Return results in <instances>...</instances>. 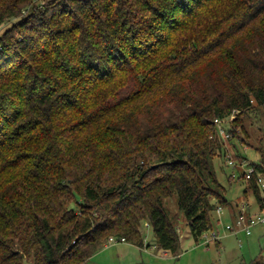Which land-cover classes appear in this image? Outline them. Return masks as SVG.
<instances>
[{"label":"trees","instance_id":"16d2710c","mask_svg":"<svg viewBox=\"0 0 264 264\" xmlns=\"http://www.w3.org/2000/svg\"><path fill=\"white\" fill-rule=\"evenodd\" d=\"M19 16L0 34V264H85L145 225L177 254L174 192L210 230L230 205L214 119L242 139L264 105V0H0V28Z\"/></svg>","mask_w":264,"mask_h":264},{"label":"rangeland","instance_id":"374dc122","mask_svg":"<svg viewBox=\"0 0 264 264\" xmlns=\"http://www.w3.org/2000/svg\"><path fill=\"white\" fill-rule=\"evenodd\" d=\"M49 1L52 0H34L39 7ZM20 19V16L9 19L10 21L0 28V34L5 27ZM228 125L231 123L229 122ZM243 125V138L237 136L232 138L230 141L233 149L225 151L223 155L214 159L218 179L226 188L225 196L230 201V205L223 206L221 212L218 209L212 212L213 227L209 231L198 240L195 239L187 225L184 212L178 206L177 192H174L165 198L164 202L180 235L181 249L177 254L157 247L152 226L145 225L143 246L128 241L108 240V244L97 250L85 264H242L250 263L255 258L264 260V223L254 224L250 234L243 231L238 235L232 234L226 228V225L236 218L231 216V212L237 215L242 210L255 213L261 212L263 208V204L258 201L252 190L249 193L244 191L247 181L241 176L243 171L228 165L227 154L232 153L241 161L244 158L237 153H243L248 160L246 167L261 162L264 158V105L252 115L244 116ZM224 146L226 149L225 144ZM232 172L237 176L232 177ZM213 231L231 234L220 237L221 244H219L217 239L212 238ZM239 238H242V245L239 243ZM207 239L209 242L206 241ZM25 264H32V261H26Z\"/></svg>","mask_w":264,"mask_h":264},{"label":"built area","instance_id":"2783aa9c","mask_svg":"<svg viewBox=\"0 0 264 264\" xmlns=\"http://www.w3.org/2000/svg\"><path fill=\"white\" fill-rule=\"evenodd\" d=\"M235 117V113H233L230 116L227 117H217L214 119V122L216 123L219 132L222 135V138L225 142L226 148L228 151L233 149L231 143H230V132L228 131V123ZM227 161L228 165H231L233 168H238L243 171L242 175L244 176L245 180L247 181L255 174V181L257 184L264 190V170L263 169H256L257 167L252 163L248 167V160L246 158L242 159L241 161L238 160L237 156L235 157L234 154L229 153L227 154ZM233 177H236L237 174L235 172L231 173ZM218 211L222 210V207L219 206ZM221 221V219H220ZM256 223H264V206L262 208L261 212H247L245 210H242L238 213L236 218L232 223H228L226 225V228L232 233V234H239L240 232H245L246 234H250L252 232V226ZM209 231V230H207ZM206 232V231H205ZM204 232V233H205ZM202 233V235L204 234ZM201 235V236H202ZM212 238L219 240L220 233L216 231L212 232ZM121 240H125L124 238H121ZM109 241H117V239L113 236L109 237ZM209 242V239L206 240ZM239 243L242 245V238H239Z\"/></svg>","mask_w":264,"mask_h":264},{"label":"crops","instance_id":"0c3cea01","mask_svg":"<svg viewBox=\"0 0 264 264\" xmlns=\"http://www.w3.org/2000/svg\"><path fill=\"white\" fill-rule=\"evenodd\" d=\"M263 206H264V202H263ZM221 211H222V210H221ZM221 211H219V212H221ZM236 215H237V214H233V213L231 212V216H232V217H236ZM219 231H220V230H219ZM229 234H231V233H227V232H225L224 234L221 233V234H220V237L223 238V237H226V236L229 235ZM221 238H219V240H217L219 244H221V242H220V239H221Z\"/></svg>","mask_w":264,"mask_h":264}]
</instances>
